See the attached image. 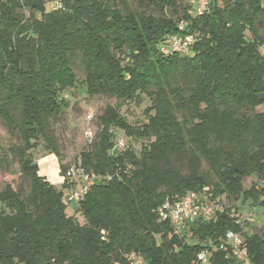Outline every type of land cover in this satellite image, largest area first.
I'll list each match as a JSON object with an SVG mask.
<instances>
[{
	"label": "trees",
	"instance_id": "16d2710c",
	"mask_svg": "<svg viewBox=\"0 0 264 264\" xmlns=\"http://www.w3.org/2000/svg\"><path fill=\"white\" fill-rule=\"evenodd\" d=\"M260 27L264 0H209L202 12L187 0H0V119L20 140L8 151L29 180L24 196L8 179L0 190V264H128L131 253L201 264L205 248L207 264H242L220 247L227 231L241 235L249 264H264V230L247 232L238 216L239 201L264 208ZM173 37L190 39L186 53L161 52ZM76 58L85 92L117 102L76 159L100 174L76 206L82 223L30 154L41 141L61 157L52 122L67 105L62 91L79 82ZM143 96L150 105L131 124L120 109ZM118 134L139 151L111 154ZM251 176L258 182L243 188ZM189 192L234 203L176 227L159 207Z\"/></svg>",
	"mask_w": 264,
	"mask_h": 264
},
{
	"label": "rangeland",
	"instance_id": "374dc122",
	"mask_svg": "<svg viewBox=\"0 0 264 264\" xmlns=\"http://www.w3.org/2000/svg\"><path fill=\"white\" fill-rule=\"evenodd\" d=\"M189 3L192 1L194 8H196V3L194 0H187ZM150 12H155L152 8H148ZM195 10V9H194ZM260 34H264V29L259 28ZM260 51L264 54V45L260 47ZM74 71L78 76L79 82L72 88L62 91L61 96L66 100V107L62 114H60L52 122V127L56 136L58 149L61 157L56 155L54 152L46 149L41 141H38L37 145L30 150V154L33 160L37 163L38 172L40 175L44 176L57 190L64 191L62 180L63 177L60 173V163L66 166L76 160L79 156V152L82 149L90 147L87 143L86 138L83 136V131L88 127L97 132L98 116L102 113L107 105L117 104L113 96L108 95H88L81 83L83 76V68L80 64V59L76 58L74 63ZM150 105V100L146 97H142L140 102H129L124 103L120 109L121 114L127 119L131 124L141 121L143 119V110ZM264 110V106L257 107L255 111ZM243 112L251 113L249 109H243ZM91 114V120H87V115ZM117 137H121L125 140L126 145L128 144L136 153L140 148V141L129 140L127 137L118 134ZM20 140L16 134L10 135L6 131L5 124L0 119V158L2 151L6 153L9 160L7 167H0V190L4 186L5 179L12 182L13 186L19 188L22 195H26L29 191V180L19 173L17 166L16 156L12 155L8 151V147L13 144H19ZM174 166L182 173L187 172V168L184 162H180L173 159ZM201 170L205 171L207 169L206 164L203 162L201 164ZM258 182L255 177H245L242 180L243 188H249L252 182ZM208 197V196H207ZM211 200V199H210ZM213 201V200H211ZM219 208L224 204L229 207L234 202L232 200H227L224 197L214 200ZM76 203H68L66 212L71 215H76V220L82 223L84 220L82 216L75 212ZM2 204L0 203V210L2 209ZM238 216L241 221H246L245 230L247 232L263 231L264 230V208L256 205H250L249 203H241L239 201V212ZM189 220H193L191 217ZM201 264H207V260L201 262Z\"/></svg>",
	"mask_w": 264,
	"mask_h": 264
},
{
	"label": "built area",
	"instance_id": "2783aa9c",
	"mask_svg": "<svg viewBox=\"0 0 264 264\" xmlns=\"http://www.w3.org/2000/svg\"><path fill=\"white\" fill-rule=\"evenodd\" d=\"M209 0H194V3H198L196 10L199 12L204 11L207 8ZM56 7L59 8L60 4L56 3ZM190 39H181L173 37L167 46L161 47V52L164 54L172 52L186 53L188 51ZM87 120H91L92 115H87ZM96 133L91 128H87L83 131V136L86 138L87 143L91 144L95 139ZM126 147V142L123 138L117 137L110 150L111 154L120 152ZM63 195L67 203H76L82 199L88 189L100 178V174L93 171H87L81 161L75 160L70 163L63 172ZM106 179H110L111 175H104ZM219 208V205L209 197L189 192L181 199L173 200L165 199L159 207L160 214L163 218H168L172 224L176 227L181 226L183 222L189 220L191 217L195 218L197 215L208 217L212 215L215 210ZM224 243L220 245L221 248L229 243L231 253L236 259L242 262V264H249V260L241 248V235L233 231H227L224 238ZM209 252L208 248L201 250L196 259L200 262L204 261ZM128 264H145L143 257L136 253H131L127 256Z\"/></svg>",
	"mask_w": 264,
	"mask_h": 264
}]
</instances>
